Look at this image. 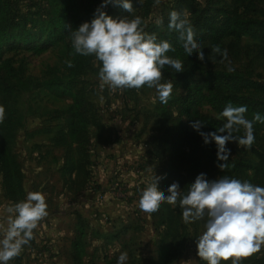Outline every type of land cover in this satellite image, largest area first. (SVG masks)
Instances as JSON below:
<instances>
[{
    "label": "rangeland",
    "instance_id": "rangeland-1",
    "mask_svg": "<svg viewBox=\"0 0 264 264\" xmlns=\"http://www.w3.org/2000/svg\"><path fill=\"white\" fill-rule=\"evenodd\" d=\"M54 1L58 0L3 1L0 66L5 60L10 62L12 79L3 83L0 77V106L4 108L0 129L7 115L11 117L10 113L17 116V122L21 120L11 134L12 153L18 142L19 146L27 142L31 146L35 142L37 146H50L52 138L46 132L59 128L76 130L86 141V147L87 129L94 136L102 128L108 139L124 134L147 143L146 176L136 190L138 194L152 182L153 173L160 181L159 191L166 196L173 183H179L186 194L196 173L206 174L209 180L226 176L264 186V123H254L255 142L250 149L239 147L236 142L226 145L231 155L229 167L224 171L217 167L215 142L206 145L203 138L199 140L203 150L197 158L198 167L192 168L194 152L183 135L184 128L202 116L224 123L207 101L197 105L191 100L196 87L208 91L215 86L214 92L234 97L238 106H247L245 115L249 120L255 113L264 115V0H160L159 4L143 0L142 5L139 0H132L131 16L142 17L146 33L155 34L158 40H167L168 35L178 37L179 33L168 28L169 13L175 10L188 19L196 42L204 51L202 62L198 54L189 57L184 50L181 73L165 66L161 82L171 81L174 85L166 104L159 101L155 88L113 91L106 85L101 87L100 62L94 56L75 54L71 39L47 16ZM76 1L82 6L77 17L81 25L91 22L98 9L114 19L130 15L112 4L101 8L104 0ZM161 19L163 23H158ZM228 26H232L231 35L219 43L220 33ZM217 45L227 50L223 62L220 56L211 53ZM167 55L176 58L172 51ZM65 61H71L73 67H67ZM229 66L234 70L228 71ZM188 82L194 83L190 89L184 86ZM103 108L109 109L108 112L101 114ZM20 131L43 135L29 139ZM242 134L243 130L237 133ZM2 138L0 130V142ZM171 139L179 144L178 154H174L173 142L168 141ZM19 153L13 154L18 162L22 160ZM44 153H38V161L54 155ZM144 215L139 219L145 225L144 230L139 228L138 235L133 232L130 236L133 249L119 251L115 253L117 257L126 251L127 264H206L198 257L196 245V239L205 230V220L186 224L178 203L176 206L163 203L157 212ZM231 259L234 257L222 264H231ZM239 259L241 264H264V245L257 255Z\"/></svg>",
    "mask_w": 264,
    "mask_h": 264
},
{
    "label": "clouds",
    "instance_id": "clouds-1",
    "mask_svg": "<svg viewBox=\"0 0 264 264\" xmlns=\"http://www.w3.org/2000/svg\"><path fill=\"white\" fill-rule=\"evenodd\" d=\"M159 2L155 0L156 4ZM139 3L142 5L143 0ZM109 4L122 7L130 15L114 19L98 9L91 22L83 23L78 29H70L74 53L94 56L100 62L98 77L101 87L106 85L113 91L139 90L144 86L155 88L159 101L166 104L174 85L171 81L161 82L165 66L181 73L183 62L167 55L175 50L169 41L158 40L155 34L145 32L142 17L131 16L134 12L132 0H104L101 8ZM158 23H163V20ZM168 28L179 33L187 56L196 53L200 61H205L204 51L196 42L194 29L185 16L171 11ZM211 53L220 56L221 62L228 56L227 50L218 45L211 49ZM65 63L67 67H73L71 61ZM227 70L234 69L229 66ZM246 112V105L229 103L220 113L224 123L216 132L201 131L207 125L200 120L191 123L206 145L215 142L217 167L222 171L229 167L231 155L226 145L236 142L239 147L250 149L255 142L254 123H264V115L255 113L249 120ZM3 113L4 108L0 106V119ZM241 130L243 134L237 135ZM159 183L153 173L152 182L142 191L138 201L139 209L152 214L163 203L173 206L178 203L186 224L205 220V230L196 239V245L198 257L206 264H222L233 257L231 264H241L239 258L261 250L264 245V186L226 176L209 180L206 174L201 173L186 194L179 183H173L166 196L159 191ZM6 211L4 222L0 223V264H9L21 253L32 240L38 222L48 215L45 195L39 191L28 192L24 200L8 206ZM128 259V253L121 252L117 264H127Z\"/></svg>",
    "mask_w": 264,
    "mask_h": 264
},
{
    "label": "crops",
    "instance_id": "crops-1",
    "mask_svg": "<svg viewBox=\"0 0 264 264\" xmlns=\"http://www.w3.org/2000/svg\"><path fill=\"white\" fill-rule=\"evenodd\" d=\"M19 133L29 139L43 135ZM46 134L52 138L50 146L18 142L13 148L14 155L19 151L22 156L17 163L23 195L17 202L28 192L39 191L45 195L48 212L23 247L21 264H117L115 253L133 249L130 236L145 226L139 222L145 213L138 207L141 194L136 190L146 176L147 143L124 134L108 139L102 128L94 136L88 129L86 147L69 137L63 140L60 129ZM38 153L54 155L38 161ZM2 182L1 177L0 223L7 207L16 203Z\"/></svg>",
    "mask_w": 264,
    "mask_h": 264
},
{
    "label": "trees",
    "instance_id": "trees-1",
    "mask_svg": "<svg viewBox=\"0 0 264 264\" xmlns=\"http://www.w3.org/2000/svg\"><path fill=\"white\" fill-rule=\"evenodd\" d=\"M4 0H0V14L4 15ZM7 9V7L5 8ZM82 10V6L78 5L76 0H63V1H54V5H52L51 9L48 11L47 16L52 19V23L55 24L56 28L64 33L67 38H70V29H78L81 25L78 22V14H80ZM3 30L0 31V48L3 45V40H1V36L3 34ZM232 26H228L225 30L220 33V37L218 42L220 43L222 40H225L231 35ZM27 40V39H26ZM167 41L170 42L172 48L175 50L172 51L175 53L176 58L184 59V42L180 41V37L171 38L170 35L167 37ZM0 77L1 81L4 83L5 81L9 82L12 79V67L8 60L2 62L0 66ZM240 80V79H235ZM194 83L188 82L184 86L187 89H190ZM216 89L215 86L205 91L199 87H196L194 90V95H192L191 100L195 101L198 105L203 101H207L211 108L220 115L225 106L231 103L233 106H238L234 97L230 95H226L223 93L214 92ZM101 113V111H100ZM102 114V113H101ZM11 117L8 115L3 124V127L0 129L3 133V138L0 142V175L2 177L3 186L7 192V195L15 202L19 201L20 197L23 195L22 189V173L19 169V165L15 160L12 153V138L11 134L18 129L20 126V121L18 122L17 116L14 113H10ZM224 119V118H223ZM200 121L204 122L205 127L201 129V131L210 133L216 132L217 128L222 126L223 122L215 120L214 118H210L208 116H202ZM62 131V136H64L63 140H67L69 137L70 142H74L80 146H84L86 141H82L81 136L78 134L76 130H65L63 128H59ZM65 132V133H64ZM219 134V133H218ZM226 134V133H225ZM183 135L187 141L188 146L191 147V150L194 152V157L191 160V167L197 169L198 165V155L202 154L203 147H199V140L202 137L195 131L191 125L184 128ZM88 136V129H87ZM84 138V137H83ZM169 142H173L174 154H178L179 144L174 140H168ZM88 142V137H87ZM199 147V148H198ZM197 176L199 175L196 173ZM192 180L195 182L196 177ZM31 242V241H30ZM29 242V243H30ZM257 255V253H256ZM255 261L258 262V256L254 257ZM9 264H21V256L20 254L14 257L9 261Z\"/></svg>",
    "mask_w": 264,
    "mask_h": 264
},
{
    "label": "built area",
    "instance_id": "built-area-1",
    "mask_svg": "<svg viewBox=\"0 0 264 264\" xmlns=\"http://www.w3.org/2000/svg\"><path fill=\"white\" fill-rule=\"evenodd\" d=\"M107 108H108V107H107ZM107 108H103V109H101V113H102V114H105V113H107V112H108V110H109V109H107Z\"/></svg>",
    "mask_w": 264,
    "mask_h": 264
}]
</instances>
